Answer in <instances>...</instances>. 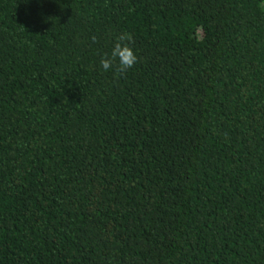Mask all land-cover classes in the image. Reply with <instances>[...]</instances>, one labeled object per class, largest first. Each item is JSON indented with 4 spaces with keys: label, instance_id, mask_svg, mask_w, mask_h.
Segmentation results:
<instances>
[{
    "label": "trees",
    "instance_id": "1",
    "mask_svg": "<svg viewBox=\"0 0 264 264\" xmlns=\"http://www.w3.org/2000/svg\"><path fill=\"white\" fill-rule=\"evenodd\" d=\"M0 264H264V0H0Z\"/></svg>",
    "mask_w": 264,
    "mask_h": 264
},
{
    "label": "clouds",
    "instance_id": "2",
    "mask_svg": "<svg viewBox=\"0 0 264 264\" xmlns=\"http://www.w3.org/2000/svg\"><path fill=\"white\" fill-rule=\"evenodd\" d=\"M92 39L95 42L96 37H92ZM133 40L130 33H122L117 37L111 54H105L100 60V65L105 72H114L116 78L119 79L139 63L140 58L131 46Z\"/></svg>",
    "mask_w": 264,
    "mask_h": 264
}]
</instances>
